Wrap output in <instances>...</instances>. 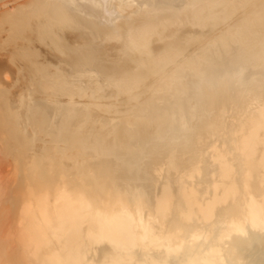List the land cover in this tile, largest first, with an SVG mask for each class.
Wrapping results in <instances>:
<instances>
[{"label":"bare ground","instance_id":"6f19581e","mask_svg":"<svg viewBox=\"0 0 264 264\" xmlns=\"http://www.w3.org/2000/svg\"><path fill=\"white\" fill-rule=\"evenodd\" d=\"M0 264H264V0H0Z\"/></svg>","mask_w":264,"mask_h":264},{"label":"snow or ice","instance_id":"6c2138e0","mask_svg":"<svg viewBox=\"0 0 264 264\" xmlns=\"http://www.w3.org/2000/svg\"><path fill=\"white\" fill-rule=\"evenodd\" d=\"M236 231L239 232L240 235H244V232H243L242 228H237Z\"/></svg>","mask_w":264,"mask_h":264}]
</instances>
